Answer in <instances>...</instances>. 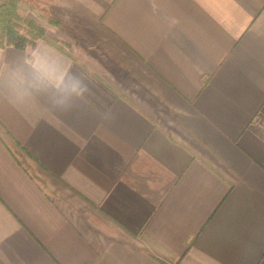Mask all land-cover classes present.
Segmentation results:
<instances>
[{
	"label": "crops",
	"instance_id": "crops-1",
	"mask_svg": "<svg viewBox=\"0 0 264 264\" xmlns=\"http://www.w3.org/2000/svg\"><path fill=\"white\" fill-rule=\"evenodd\" d=\"M23 2L89 91L0 93V264H264V0Z\"/></svg>",
	"mask_w": 264,
	"mask_h": 264
},
{
	"label": "clouds",
	"instance_id": "clouds-1",
	"mask_svg": "<svg viewBox=\"0 0 264 264\" xmlns=\"http://www.w3.org/2000/svg\"><path fill=\"white\" fill-rule=\"evenodd\" d=\"M5 91L16 104H27L45 94L53 107L66 110L89 88L59 53L37 42L27 50L23 65H0V93Z\"/></svg>",
	"mask_w": 264,
	"mask_h": 264
},
{
	"label": "trees",
	"instance_id": "trees-1",
	"mask_svg": "<svg viewBox=\"0 0 264 264\" xmlns=\"http://www.w3.org/2000/svg\"><path fill=\"white\" fill-rule=\"evenodd\" d=\"M21 16L19 13V4L18 0H3L0 3V26H1V43L5 44H15L20 47H25L28 44L34 43L28 41L22 36H19L17 31L18 23L16 20H20ZM32 31H36L34 38L40 37L43 35L44 30L37 26H34ZM5 38L7 41H5Z\"/></svg>",
	"mask_w": 264,
	"mask_h": 264
},
{
	"label": "rangeland",
	"instance_id": "rangeland-1",
	"mask_svg": "<svg viewBox=\"0 0 264 264\" xmlns=\"http://www.w3.org/2000/svg\"><path fill=\"white\" fill-rule=\"evenodd\" d=\"M3 0H0V3L2 2ZM18 4H19V13L21 12L20 16H21V19L20 20H16V22L18 23V26H17V31L19 33V36H22L23 38H25L26 40L28 41H32L34 39V37L36 35V31H32L33 27L34 26H37V28L41 27L37 22H35L34 20H31L30 18L26 17V15L28 14L24 9V7H26V4H24L23 0H18ZM32 6H34L32 3H31ZM52 23H55L53 21H51ZM42 28V27H41ZM0 29H1V26H0ZM44 30V28H42ZM45 31L43 32V35H44ZM0 38L1 35H0ZM5 41L6 38H5ZM2 42V41H1Z\"/></svg>",
	"mask_w": 264,
	"mask_h": 264
}]
</instances>
